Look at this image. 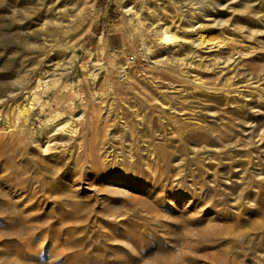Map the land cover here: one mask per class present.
Instances as JSON below:
<instances>
[{"label":"rangeland","instance_id":"1","mask_svg":"<svg viewBox=\"0 0 264 264\" xmlns=\"http://www.w3.org/2000/svg\"><path fill=\"white\" fill-rule=\"evenodd\" d=\"M162 23L174 47L154 35ZM0 81V264H264L249 209L264 172L249 133L264 126L249 91L264 90V0H0ZM67 116L85 122L81 148L62 134L34 144Z\"/></svg>","mask_w":264,"mask_h":264},{"label":"bare ground","instance_id":"2","mask_svg":"<svg viewBox=\"0 0 264 264\" xmlns=\"http://www.w3.org/2000/svg\"><path fill=\"white\" fill-rule=\"evenodd\" d=\"M141 1V3L142 4H144L145 2H147V0H140ZM129 21L131 22L132 21V19L131 18H129ZM134 21V20H133ZM129 22V23H130ZM132 23V22H131ZM139 25H140V21L139 20H137V22L133 25V29L135 30V31H138L139 30ZM193 25V23H191V26ZM198 27H201V26H198ZM154 35H156L157 37H158V39H159V41H161L162 43H165L166 44V47H169L170 45V43L172 44L170 47H174L175 45H177V42L174 40V39H172V33L170 32V27L168 26V25H166V24H164V23H162V24H159V25H157V27L154 29ZM39 34V33H38ZM201 35V34H200ZM204 39V38H203ZM202 39V37L201 36H196L195 38H194V40L192 41V42H190V45L192 44V43H194V45H195V48H193V51H197V49H200L199 47H200V44H202L203 42H204V40ZM19 40V39H18ZM24 43V42H23ZM20 44H22V43H20ZM235 44V43H234ZM192 46V45H191ZM235 46V48H236V51H238L239 52V55H243V54H246V53H249V52H252V51H254V48H253V46H251V45H244V44H240V45H234ZM141 50V49H140ZM140 50H137V52H139ZM142 53L144 54V57L145 56H147V55H149L150 53H151V48H150V46H144L143 47V49H142ZM194 53V52H193ZM228 59H231L230 58V56L228 57ZM129 66V69H131V68H134V66L133 65H130V62H128L127 63V66L126 67H128ZM102 67V66H101ZM126 67H124V68H126ZM101 69V68H100ZM93 71V70H92ZM125 71V70H124ZM94 73V72H93ZM126 72H123V75L125 74ZM92 74V73H91ZM97 74V73H96ZM96 74L94 73L92 76H93V78H95V76H96ZM179 75H183L182 73L180 74L179 73ZM183 77V76H182ZM43 78H45L44 76H43ZM92 78V77H91ZM14 80V79H13ZM39 80H42V78L40 79H38V81ZM12 80H10V82H11ZM15 81V80H14ZM46 81L47 80H45L44 79V82L46 83ZM49 81V80H48ZM126 81V80H125ZM196 81V80H195ZM1 82V81H0ZM6 82V81H5ZM16 82V81H15ZM3 83V81L1 82V84ZM49 83V82H48ZM57 83V82H56ZM197 84H198V82H196ZM54 85H55V83H53ZM194 84H195V82H194ZM225 84H227V83H225ZM3 85V84H2ZM13 85V84H12ZM48 85V84H47ZM52 84H50V86H51ZM199 85V84H198ZM228 85V84H227ZM10 86H11V84H10ZM56 86V85H55ZM54 86V87H55ZM196 86V85H195ZM57 87V86H56ZM55 87V88H56ZM5 88V87H4ZM54 88V89H55ZM53 90V89H52ZM251 93H253L254 95H256L257 96V98H260V100H261V103H263L264 104V95H263V93H262V91H264V90H262V88H258V89H251V90H249ZM248 91V92H249ZM11 92H12V90H11ZM10 92V93H11ZM71 92H73V91H71ZM160 92V94H161V96L163 97L164 96V94L162 93V91H157V93H159ZM13 93V92H12ZM11 93V94H12ZM33 93V92H32ZM32 93H30V94H32ZM35 93V92H34ZM48 93V92H47ZM59 93V92H58ZM3 94V93H2ZM144 93L142 92V93H140L139 94V98L141 97V100H143L144 102H145V104L147 105H149L150 107H152V106H154V105H157V103H154V100H156L157 102H159L158 100H157V98L155 97V96H153L152 95V97H151V99L150 100H148L147 99V96L148 95H143ZM7 95H9L10 96V94H8L7 93ZM37 95V94H36ZM35 95V96H36ZM47 95V94H46ZM45 95V96H46ZM55 95H58V94H56L55 93ZM65 95V94H64ZM141 95V96H140ZM4 96V95H3ZM0 97H1V95H0ZM37 97H41V96H37ZM165 97V96H164ZM32 98V97H31ZM36 98V97H35ZM34 98V99H35ZM83 99V98H82ZM6 100V99H5ZM39 100V99H38ZM40 100H41V98H40ZM165 100V102H166V99H164ZM4 101V100H3ZM29 101V100H28ZM33 101V100H32ZM35 101H37V100H35ZM6 102H8V101H6ZM35 103V102H34ZM39 103V102H38ZM48 103V102H47ZM30 104H32V103H30ZM159 104H160V102H159ZM41 105V104H40ZM15 106V105H14ZM17 106V114H19L20 115V113L23 115V113L25 112V113H27L28 112V107H24L23 105L21 106V108L19 109V106L18 105H16ZM33 106H35V104H33ZM32 106V107H33ZM43 107V106H42ZM31 108V107H30ZM34 108V107H33ZM33 108H31V109H33ZM39 108H41V107H39ZM44 108V107H43ZM14 109V108H13ZM15 109H16V107H15ZM30 109V110H31ZM41 111H42V109H41ZM40 111V113H42ZM56 112H57V110H56ZM24 113V114H25ZM30 113V112H29ZM39 112H38V115L40 114ZM16 114V115H17ZM93 114V113H92ZM4 115H6V114H4ZM28 115V114H27ZM37 115V114H36ZM7 116V115H6ZM5 116V117H6ZM23 116H25V115H23ZM93 116V115H92ZM21 117V116H20ZM27 117V116H26ZM63 117V116H62ZM91 117V116H90ZM17 118H18V116H17ZM50 118V117H49ZM56 118V116L54 117V121H56L57 119H55ZM92 118V117H91ZM19 119V118H18ZM52 119V118H51ZM88 119V118H87ZM90 119V118H89ZM15 120V119H14ZM50 120V119H49ZM80 120H81V116H78V117H75V118H73V116H67L63 121H61V122H59V123H56V124H54V121H51L52 123H46L45 122V124L44 125H42L40 128H39V130L37 131V132H35L34 133V135H33V142H34V144L38 147V146H40L41 148H42V146H43V144H41L40 143V141L41 140H45L46 141V145H45V148H43L42 149V151L44 150V152L47 150V149H51L52 148V146L54 147V144H55V142H51V140L52 139H54L55 138V136H56V134H62V135H64V136H67V138H69L70 140H72V142H74L75 143V141H77L76 143V147H80L81 148V142L80 141H82L83 142V140H84V138L83 139H79L80 137V130L82 131V128L80 129L79 128V123L81 124V122H80ZM5 121V120H4ZM12 121V120H11ZM23 121L25 122L26 120H24L23 119ZM29 121V120H28ZM58 121V120H57ZM86 121V120H85ZM88 122H89V120H87ZM20 122V121H19ZM19 122H17V123H19ZM90 122H91V120H90ZM93 122V121H92ZM7 123V122H6ZM16 123V124H17ZM84 124H85V122H83ZM9 124V123H8ZM7 124V125H8ZM15 124V125H16ZM22 125H23V123H21ZM25 124H27L26 122H25ZM84 124H81L82 126L84 125ZM89 124H91V123H89ZM6 125V127L8 128L9 126H7ZM255 125H256V123H255ZM4 126V125H3ZM16 128L17 127H19V126H15ZM251 127V126H250ZM258 127V126H257ZM3 128V127H2ZM5 128V127H4ZM13 129H14V127H11V128H9L8 130H7V133L8 134H13L14 133V131H15V129H14V131H13ZM80 129V130H79ZM262 130L260 131V132H258L257 133V131H258V128H256V126H254L252 129H248L249 130V133H250V138H251V148L253 149V151H255L256 150V152H259L260 151V153H258V158L260 157V158H262V156H264V126H263V128H261ZM17 130V129H16ZM21 131H22V129H21ZM132 131V130H131ZM1 132V131H0ZM5 132V131H4ZM3 132V133H4ZM7 133H5L6 135H7ZM4 134V135H5ZM22 134V133H21ZM125 134V136H128V133H124ZM130 134V136H132L133 135V132H131V133H129ZM255 136H257L258 138L255 140L254 139V137ZM13 137H15V135L13 136ZM13 137H11V139H13ZM106 137H107V135H106ZM9 138V137H8ZM7 138V139H8ZM16 138H18V137H16ZM16 138H15V140H16ZM103 138V137H102ZM3 139H5L4 137H3ZM10 139V140H11ZM80 141H79V140ZM20 140V139H19ZM101 140V139H100ZM69 141V140H68ZM88 141H89V139H88ZM87 141V142H88ZM16 142V141H15ZM91 142V141H90ZM90 142H89V144H90ZM93 142V141H92ZM19 143V142H18ZM44 143V142H43ZM74 143H73V145H74ZM83 143H85V142H83ZM95 143V142H94ZM21 144V143H20ZM25 144V143H24ZM52 144V145H51ZM85 144H83V146H84ZM88 145V144H87ZM86 145V146H87ZM91 145V144H90ZM94 145V147H96L97 148V146H95V144H93ZM1 146V145H0ZM12 146H13V144H12ZM20 146V145H19ZM18 146V147H19ZM35 146V147H36ZM85 146V147H86ZM16 147H17V144H16ZM17 147V148H18ZM21 147V146H20ZM84 147V148H85ZM89 146H87L86 148H88ZM91 147V146H90ZM99 147V146H98ZM13 148H15V147H13ZM74 148V147H73ZM9 149H10V147H9ZM76 149V148H75ZM143 149L146 151V153H147V156H151V158H152V160H153V158H158L159 156H161L162 158H164L163 156H166V152L164 151V146H161V145H154V143H147V144H145V147H143ZM259 149V150H258ZM17 150V149H16ZM76 150H78V148L76 149ZM84 150H86V149H84ZM84 150H82L81 152V154H83L84 152ZM87 150H90V149H87ZM95 150V149H94ZM13 151H15V150H13ZM48 151V150H47ZM93 149L91 150V151H89V152H91L92 154H93ZM96 151V150H95ZM144 151V152H145ZM71 152H73V150L71 149ZM76 154H77V152H75ZM145 153V154H146ZM253 154H254V152H252ZM79 154V153H78ZM87 154H89L88 153V151H87ZM99 154V153H98ZM127 154H128V152H127ZM131 154V153H130ZM141 154V153H140ZM168 154V153H167ZM260 154V155H259ZM5 155V154H4ZM3 155V156H4ZM80 155V154H79ZM250 155H251V153H250ZM255 155V154H254ZM0 156H2V155H0ZM77 156V155H76ZM91 157V156H90ZM90 157H88V155H87V158H90ZM132 157V156H131ZM257 157V156H256ZM4 158H5V156H4ZM4 158H1V159H4ZM75 158V157H74ZM78 158V157H77ZM76 158V159H77ZM84 158V157H83ZM83 158L81 159H79V160H83ZM86 158V157H85ZM94 158V157H93ZM145 158V157H144ZM149 158V157H148ZM252 158V157H251ZM251 158L249 159V161L251 160ZM76 159H74V160H76ZM145 159H147V158H145ZM164 159H166V157L164 158ZM6 160H12V159H4V161H6ZM162 160V159H161ZM3 161V160H2ZM85 161V160H84ZM83 161V162H84ZM95 161V160H94ZM163 161H165V160H163ZM74 162V161H73ZM76 162V161H75ZM146 162V161H145ZM252 162V161H251ZM2 163V162H1ZM4 163V162H3ZM34 163V162H33ZM78 163H80V162H78ZM89 163V162H88ZM130 163H132V162H130ZM144 163V162H143ZM149 163V162H148ZM253 163V162H252ZM35 165H36V163H34ZM152 164V163H151ZM159 164V163H158ZM253 164H256V162H254ZM252 164V165H253ZM41 165V164H40ZM77 165V164H76ZM75 165V166H76ZM161 165V164H160ZM146 166V165H145ZM151 166V165H150ZM254 166V165H253ZM155 167V166H154ZM148 168V167H147ZM80 169V168H79ZM97 169V168H96ZM40 170V169H39ZM82 170V169H81ZM89 170V169H88ZM95 170V169H94ZM35 171H36V169H35ZM38 171V170H37ZM92 171V170H91ZM154 171V170H153ZM155 171H156V168H155ZM251 171H254V170H251ZM256 173V172H255ZM37 174H38V172H37ZM40 174V173H39ZM80 174H81V172H80ZM251 174V173H250ZM257 174V173H256ZM255 174V175H256ZM257 175H259V174H257ZM42 177V176H41ZM250 177H254V176H251L250 175ZM251 179V178H250ZM26 180V179H25ZM33 180V179H32ZM248 180H249V178H248ZM20 181H22L21 179H20ZM35 181V180H34ZM24 182V181H23ZM29 182H30V180H29ZM32 182V181H31ZM249 182V181H248ZM264 184V172L262 171V173H261V177L260 178H257V179H255V178H253L251 181H250V187L252 188V187H254L255 188V191H254V194L256 195V196H258V194H261V195H263L264 194V190H260L259 188H258V184ZM9 184H10V181H9ZM8 184V185H9ZM33 185H35V184H33ZM47 185V184H46ZM29 186V185H28ZM28 186H26L27 187V189H28ZM25 187V186H24ZM33 187H35V186H33ZM18 188H20L19 186H18ZM17 188V189H18ZM21 188H22V186H21ZM20 188V189H21ZM35 189V188H34ZM23 190H24V188H23ZM34 191H36V189L34 190ZM19 192V191H18ZM33 192V191H32ZM42 192V191H41ZM260 192V193H259ZM27 193H28V191H27ZM26 193V194H27ZM30 193V192H29ZM123 193V192H122ZM121 193V194H122ZM19 194V193H18ZM65 193H63V195H64ZM22 195H25V193L24 194H22ZM32 195V194H31ZM25 196H27V195H25ZM62 196V195H61ZM256 196H254L253 198H255L256 199ZM20 199V198H19ZM115 199V198H114ZM253 200V203L252 204H250V206H249V209H250V211H251V217H250V228H251V231H253V232H260V233H263L264 234V203H263V201H258V200ZM18 200V199H17ZM113 200V199H112ZM116 200V199H115ZM133 200H134V198H133ZM136 200V202H137V199H135ZM261 200V199H260ZM133 202V201H132ZM139 202V201H138ZM137 202V203H138ZM13 203H15V201H13ZM118 203V202H117ZM136 205V204H135ZM133 206V205H132ZM261 209V210H260ZM259 218V219H258ZM81 223H82V221H81ZM26 225V224H25ZM26 228V227H25ZM240 230L238 229V233L236 234V236H240V237H243L244 236V234H240V232H239Z\"/></svg>","mask_w":264,"mask_h":264}]
</instances>
